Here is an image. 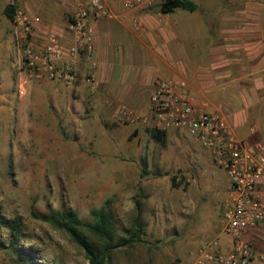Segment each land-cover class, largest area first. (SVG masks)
Instances as JSON below:
<instances>
[{
  "label": "rangeland",
  "instance_id": "obj_1",
  "mask_svg": "<svg viewBox=\"0 0 264 264\" xmlns=\"http://www.w3.org/2000/svg\"><path fill=\"white\" fill-rule=\"evenodd\" d=\"M199 1L214 28L264 29V0ZM9 34L15 44L14 27ZM23 69L22 51L0 66V214L20 219L16 245L29 251V262L89 263L65 230L33 210L72 208L92 220V210L104 208L118 237L138 217L146 231L143 243L114 248L111 264H192L201 245L222 232L229 191L227 174L209 150L183 130L156 140L148 125L113 120L104 109L107 98L82 102L57 81L31 80L21 96ZM248 100L229 99L224 108L242 110ZM12 238L0 225V264H22Z\"/></svg>",
  "mask_w": 264,
  "mask_h": 264
},
{
  "label": "crops",
  "instance_id": "obj_2",
  "mask_svg": "<svg viewBox=\"0 0 264 264\" xmlns=\"http://www.w3.org/2000/svg\"><path fill=\"white\" fill-rule=\"evenodd\" d=\"M12 1L0 0V66L7 65L12 55L20 52L11 43L9 34L13 24L6 8ZM15 1L30 14L40 17L33 30L36 40L57 37L65 46L73 42L69 23L76 9L74 3ZM197 1L195 10L176 8L165 13L154 5L132 13L124 8L122 0H101L103 8L112 11L114 16L90 20L98 61V87L91 90L83 62L78 82L68 86L82 102L95 95L96 99L103 96L142 109L157 77L185 79L187 91L197 99L206 100L211 110L223 112L241 136L264 140V29H251L254 28L251 25L247 29L214 28L210 18L199 11L202 6ZM134 14L142 22V28L134 25ZM249 14L260 15L259 12ZM233 98L249 99V104L242 110L235 106L224 108ZM254 102L256 109L251 111ZM70 111L76 112L72 106ZM259 189L264 196V177ZM218 236L221 250L231 252L232 238L222 232ZM243 238L255 252L250 264H264V230L251 227Z\"/></svg>",
  "mask_w": 264,
  "mask_h": 264
},
{
  "label": "built area",
  "instance_id": "obj_3",
  "mask_svg": "<svg viewBox=\"0 0 264 264\" xmlns=\"http://www.w3.org/2000/svg\"><path fill=\"white\" fill-rule=\"evenodd\" d=\"M76 9L69 23L73 42L65 46L57 37L38 41L33 30L40 17L32 15L12 1L14 41L23 53V76L18 86L19 95L27 92L31 80H52L74 85L80 76V63L86 66L85 76L91 90L98 87V61L92 18L113 17L103 8L101 0H66ZM164 0H122L132 13L158 5ZM162 10V9H161ZM166 13V12H165ZM132 21L142 28L139 17ZM185 79L157 77L155 86L144 108L124 102L106 100L113 118L119 123L148 125L160 131L183 130L201 146L209 150L213 160L227 174L229 191L224 202L222 233L232 238L231 252L224 253L219 236L204 242L194 264H250L255 252L244 240V232L251 227L264 230V196L259 183L264 177V140H250L241 136L228 117L219 110H211L206 100H200L187 91Z\"/></svg>",
  "mask_w": 264,
  "mask_h": 264
},
{
  "label": "trees",
  "instance_id": "obj_4",
  "mask_svg": "<svg viewBox=\"0 0 264 264\" xmlns=\"http://www.w3.org/2000/svg\"><path fill=\"white\" fill-rule=\"evenodd\" d=\"M176 8L195 10L198 5L193 0H164L161 3L163 12L170 13ZM6 14L9 18H13V8L10 5L6 8ZM150 133L156 140L162 141L166 132L151 128ZM91 214L92 220H83L79 213L72 208L53 209L48 213L32 211L34 217L65 230L71 239L84 250L88 264H111V252L114 248L134 246L145 241L143 236L146 231L140 223L139 217L134 220L131 228L125 229L127 235L118 237V228L114 223L112 212L99 208L92 210ZM0 225L11 230L12 245L18 251L20 262L31 264L29 262L31 259L28 260L29 251L21 245H16L20 237L23 236L20 219H8L0 214ZM85 229L94 234V240L85 232ZM33 260L34 264H40L36 259Z\"/></svg>",
  "mask_w": 264,
  "mask_h": 264
}]
</instances>
